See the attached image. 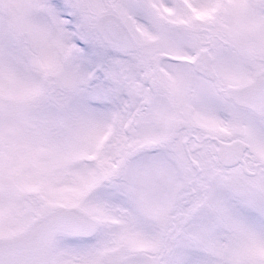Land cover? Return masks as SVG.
<instances>
[{
	"label": "snow or ice",
	"instance_id": "6c2138e0",
	"mask_svg": "<svg viewBox=\"0 0 264 264\" xmlns=\"http://www.w3.org/2000/svg\"><path fill=\"white\" fill-rule=\"evenodd\" d=\"M0 264H264V0H0Z\"/></svg>",
	"mask_w": 264,
	"mask_h": 264
}]
</instances>
